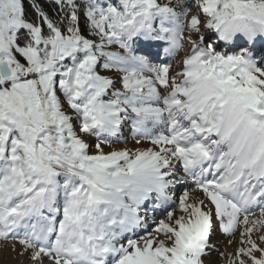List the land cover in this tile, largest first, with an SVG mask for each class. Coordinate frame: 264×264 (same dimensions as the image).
Listing matches in <instances>:
<instances>
[{"label":"snow or ice","instance_id":"snow-or-ice-1","mask_svg":"<svg viewBox=\"0 0 264 264\" xmlns=\"http://www.w3.org/2000/svg\"><path fill=\"white\" fill-rule=\"evenodd\" d=\"M0 264H264V0H0Z\"/></svg>","mask_w":264,"mask_h":264},{"label":"rangeland","instance_id":"rangeland-1","mask_svg":"<svg viewBox=\"0 0 264 264\" xmlns=\"http://www.w3.org/2000/svg\"><path fill=\"white\" fill-rule=\"evenodd\" d=\"M218 238H221V237L219 236V233H217L216 236H214V239H218Z\"/></svg>","mask_w":264,"mask_h":264}]
</instances>
